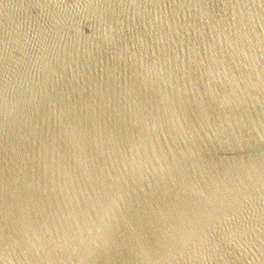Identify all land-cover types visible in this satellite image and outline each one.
Wrapping results in <instances>:
<instances>
[{
    "label": "water",
    "instance_id": "95a60500",
    "mask_svg": "<svg viewBox=\"0 0 264 264\" xmlns=\"http://www.w3.org/2000/svg\"><path fill=\"white\" fill-rule=\"evenodd\" d=\"M0 264H264V0H0Z\"/></svg>",
    "mask_w": 264,
    "mask_h": 264
}]
</instances>
